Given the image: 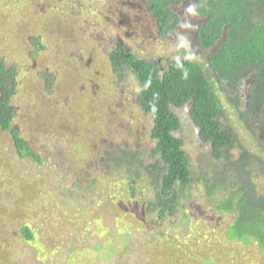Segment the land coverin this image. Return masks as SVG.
<instances>
[{
	"label": "rangeland",
	"instance_id": "rangeland-1",
	"mask_svg": "<svg viewBox=\"0 0 264 264\" xmlns=\"http://www.w3.org/2000/svg\"><path fill=\"white\" fill-rule=\"evenodd\" d=\"M199 1L175 6L179 28L162 39L147 0H0V59L16 72L13 126L41 161L36 166L21 161L8 136L0 134V264H146L140 243L154 232L128 216H136V209L117 200L127 218L115 222L90 207L93 196L107 190L102 182L89 187L100 177L98 170L112 176L95 168L96 148L144 145L148 132L147 122L130 117L135 114L125 107L136 89L133 79H117L107 53L118 44L160 67L184 55L192 58L199 48ZM43 72L52 76L51 90L39 79ZM240 88L245 108L248 84ZM176 113L182 125L178 136L193 166L197 152L208 147L193 137L186 109ZM87 163L94 164L88 169ZM203 197L190 199L198 206L191 217L209 236L195 245L196 264H213L203 253L208 247L215 250L217 264H264V256L252 249H242L246 255L237 247L225 253L229 219L212 214ZM210 237L222 244L210 243Z\"/></svg>",
	"mask_w": 264,
	"mask_h": 264
},
{
	"label": "trees",
	"instance_id": "trees-1",
	"mask_svg": "<svg viewBox=\"0 0 264 264\" xmlns=\"http://www.w3.org/2000/svg\"><path fill=\"white\" fill-rule=\"evenodd\" d=\"M180 1L148 0L162 37L176 28L173 7ZM196 6L202 22L192 58L184 55L160 67L118 44L107 53L113 75L123 83L133 79L136 89L125 107L134 112L130 117L147 122L148 132L144 145L96 148L95 168L112 176L105 178L98 170L100 179L89 187L102 182L107 190L97 192L90 207L115 222L127 215L117 200L136 209V216H128L154 232L140 243L138 253L146 264H196L195 245L209 240L191 217L198 206H191L190 199L201 194L212 214L229 219L222 238L225 253L237 247L241 255H246L242 249H252L264 256V0H200ZM36 39L32 44L40 51ZM39 79L52 89L51 74L43 72ZM244 83L245 108L239 99ZM15 92L16 72L0 59V134L8 136L21 161L36 166L40 159L13 126L17 112L10 101ZM182 108L193 137L208 147L197 152L193 166L178 136L182 125L176 111ZM165 226L174 230L169 233ZM23 233L30 241L26 227ZM210 243L222 244L212 237ZM203 253L217 264L214 249Z\"/></svg>",
	"mask_w": 264,
	"mask_h": 264
},
{
	"label": "flooded vegetation",
	"instance_id": "flooded-vegetation-1",
	"mask_svg": "<svg viewBox=\"0 0 264 264\" xmlns=\"http://www.w3.org/2000/svg\"><path fill=\"white\" fill-rule=\"evenodd\" d=\"M147 2H148V0H147ZM147 6H148V4H147ZM175 7H173V10H174V13L177 15V17H178V14L175 12ZM149 11V10H148ZM150 14V13H149ZM197 16V15H196ZM153 22L155 23V26H156V22L154 21V18H153ZM180 18L178 17V24H177V26H176V28L174 29V32L173 33H171L170 35H172V34H174L175 32H176V30L179 28V25H180ZM195 32H196V30H195ZM157 34H158V36L160 37V38H162V39H164V38H166V37H162L161 35H160V31L157 29ZM170 35H168V36H170ZM167 36V37H168ZM191 48V47H190ZM185 109V108H184Z\"/></svg>",
	"mask_w": 264,
	"mask_h": 264
},
{
	"label": "clouds",
	"instance_id": "clouds-1",
	"mask_svg": "<svg viewBox=\"0 0 264 264\" xmlns=\"http://www.w3.org/2000/svg\"><path fill=\"white\" fill-rule=\"evenodd\" d=\"M188 11H189V12H193L194 9H193V8H189Z\"/></svg>",
	"mask_w": 264,
	"mask_h": 264
}]
</instances>
